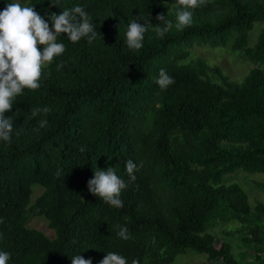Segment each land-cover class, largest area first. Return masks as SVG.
<instances>
[{
	"label": "trees",
	"instance_id": "1",
	"mask_svg": "<svg viewBox=\"0 0 264 264\" xmlns=\"http://www.w3.org/2000/svg\"><path fill=\"white\" fill-rule=\"evenodd\" d=\"M12 2L0 0V10ZM20 3L46 20L79 5L97 36L57 37L63 55L44 68L40 88L24 89L6 112L13 131L10 142L0 140V251L10 253L8 264H71L76 254L98 264L110 251L127 264H172L187 249L221 264H264V204L251 205L237 183L223 182L238 168L264 173V23L248 43L253 24L264 22V0H208L190 27L163 38L153 31L164 26L156 16L175 23V0ZM134 19L151 21L140 50L125 42ZM227 42L253 64L239 83L202 59L186 60L191 46ZM161 68L175 81L165 90L155 83ZM40 120L47 125L36 131ZM128 160L139 170L121 193L122 208L88 191L96 167L129 181ZM33 185L41 190L31 201ZM255 185L264 190V179ZM34 216L52 237L26 227ZM118 225L129 239L117 236ZM215 225L242 234V261L228 241L215 244Z\"/></svg>",
	"mask_w": 264,
	"mask_h": 264
},
{
	"label": "clouds",
	"instance_id": "2",
	"mask_svg": "<svg viewBox=\"0 0 264 264\" xmlns=\"http://www.w3.org/2000/svg\"><path fill=\"white\" fill-rule=\"evenodd\" d=\"M207 2L208 0H175V23L165 19L163 14H157L156 20L163 21L164 26L157 24L153 31L158 37L163 38L173 27L177 31L190 27L193 24V10L206 5ZM49 5L57 6L58 0H49ZM150 25L151 21L140 23L138 19L127 25L125 42L130 50H140L143 47L144 34ZM62 34H66L72 43H77L82 38L92 43L97 31L89 14L79 5L70 10L64 9L59 14L49 12L47 20L34 9L33 5L25 6L19 2L7 3L4 9L0 10V140L11 141L13 121L6 116V112L11 111L16 98L23 94L24 89L33 91L39 89L44 68L55 57L65 52L64 43L57 42V37ZM58 67H63V63ZM174 82V78L163 68L159 70L155 79L161 90L167 89ZM48 111L46 107L34 108L31 117L34 118L41 112L46 114ZM46 125V120H40L35 130L39 131V128ZM81 151L84 149L81 148ZM125 168L129 177L127 182L119 177L111 166L106 170L96 167L93 170V177L87 181L88 191L108 205L122 208L121 193L130 182L135 181L134 173L139 170L132 160L126 161ZM56 175L59 177L61 173L58 171ZM117 227L118 237L125 240L130 238L127 227L119 225ZM10 258L9 252L0 251V264H8ZM71 264H92V261L76 254L71 257ZM98 264H127V260L122 255L110 251ZM132 264L139 262L133 259Z\"/></svg>",
	"mask_w": 264,
	"mask_h": 264
},
{
	"label": "rangeland",
	"instance_id": "3",
	"mask_svg": "<svg viewBox=\"0 0 264 264\" xmlns=\"http://www.w3.org/2000/svg\"><path fill=\"white\" fill-rule=\"evenodd\" d=\"M14 2H22V0H14ZM264 22L257 21L253 24V27L249 31L248 43L251 44L258 32L260 26ZM189 54L186 57L188 62L197 61V59H202L209 67H217L220 75L224 76L227 80L234 82H240L243 80L248 69L252 67V63L243 57L240 52L232 50L230 48V43H226L223 46L210 47L208 45L200 44L194 45L188 48ZM185 60V61H186ZM259 67L264 72V61L258 64ZM214 80L217 77L210 75ZM264 179V173H249L240 168L226 173L223 176L224 183L235 182L241 189L247 194L248 201L251 205H254L257 201L264 204V190L256 187L255 182ZM40 188L38 185L32 186L31 201L36 195L40 193ZM233 225H236L234 223ZM26 227L35 228L47 237H52V229L47 225L46 220L41 216H34L28 219L26 222ZM228 231V227L225 225H215L210 228V231L214 235L215 244L228 241L230 244V250L236 259L241 260L237 255L240 251L246 250V247L240 244V237L242 236L239 231H235L233 227ZM264 255V252L261 253ZM252 257L247 256L246 260H251ZM172 264H221L220 261L208 260L204 254L197 253L191 249L185 250L183 253L177 254Z\"/></svg>",
	"mask_w": 264,
	"mask_h": 264
}]
</instances>
